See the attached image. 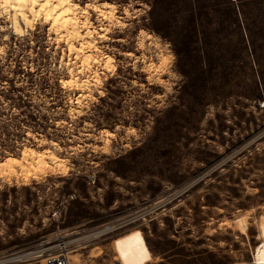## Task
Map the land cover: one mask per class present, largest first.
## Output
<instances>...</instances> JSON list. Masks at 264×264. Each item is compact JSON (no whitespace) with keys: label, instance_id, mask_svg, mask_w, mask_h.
Masks as SVG:
<instances>
[{"label":"rangeland","instance_id":"rangeland-1","mask_svg":"<svg viewBox=\"0 0 264 264\" xmlns=\"http://www.w3.org/2000/svg\"><path fill=\"white\" fill-rule=\"evenodd\" d=\"M75 1L114 63L78 101L47 24L0 31V160L67 165L0 178V264H264V0Z\"/></svg>","mask_w":264,"mask_h":264},{"label":"bare ground","instance_id":"bare-ground-1","mask_svg":"<svg viewBox=\"0 0 264 264\" xmlns=\"http://www.w3.org/2000/svg\"><path fill=\"white\" fill-rule=\"evenodd\" d=\"M57 4L59 0H52V3L47 5L44 4V0H39L35 6L30 0H0V31L4 32V40H8L10 34L17 37L25 36L29 29L34 28L37 21L47 24L48 31L53 34L51 38L57 43L63 42L68 51V78L62 79L61 82L83 90L76 96L78 101L80 96L88 94L90 85H100L102 71L98 70V66H101L103 72L114 68L113 57L110 54L96 52L98 51L94 35L96 30L89 16V4L81 11L80 7L76 6L79 3L75 0H69L59 7ZM92 9L97 14V20L115 19L113 3L105 1L102 5L94 4ZM101 29L105 30V27L102 26ZM103 36L106 35L100 33V37ZM2 49L0 44V52ZM72 54L73 61L70 58ZM112 134L111 131H106L104 144H109ZM66 169L65 158L54 150L48 148L36 150L28 145L22 148L19 155L9 154L0 160V178L9 183L12 180L28 182L52 173L64 174Z\"/></svg>","mask_w":264,"mask_h":264},{"label":"built area","instance_id":"built-area-1","mask_svg":"<svg viewBox=\"0 0 264 264\" xmlns=\"http://www.w3.org/2000/svg\"><path fill=\"white\" fill-rule=\"evenodd\" d=\"M90 179L93 181L94 175H91ZM56 250L55 254L47 258L45 264H70L67 249L64 247H58Z\"/></svg>","mask_w":264,"mask_h":264},{"label":"snow or ice","instance_id":"snow-or-ice-1","mask_svg":"<svg viewBox=\"0 0 264 264\" xmlns=\"http://www.w3.org/2000/svg\"><path fill=\"white\" fill-rule=\"evenodd\" d=\"M31 4L32 5H37L39 0H30ZM69 2V0H59V4H57V6L59 7L61 4H64V3H67ZM52 3V0H44V4L47 5V4H51ZM77 7H80V5H76ZM88 7H91V5H89Z\"/></svg>","mask_w":264,"mask_h":264}]
</instances>
